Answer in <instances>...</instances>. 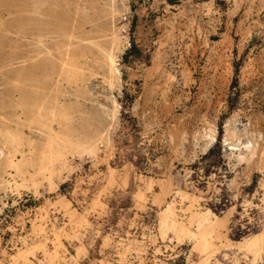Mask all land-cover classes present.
<instances>
[{"label": "rangeland", "instance_id": "obj_1", "mask_svg": "<svg viewBox=\"0 0 264 264\" xmlns=\"http://www.w3.org/2000/svg\"><path fill=\"white\" fill-rule=\"evenodd\" d=\"M0 264H264V0H0Z\"/></svg>", "mask_w": 264, "mask_h": 264}, {"label": "bare ground", "instance_id": "obj_2", "mask_svg": "<svg viewBox=\"0 0 264 264\" xmlns=\"http://www.w3.org/2000/svg\"><path fill=\"white\" fill-rule=\"evenodd\" d=\"M45 7V6H44ZM64 17V16H63ZM6 35V34H5ZM112 65V64H111ZM235 139V138H234ZM214 140V138L212 137L211 138V141H213ZM89 152V151H88ZM219 224V223H218ZM217 226V225H216ZM217 228V227H216ZM215 230V227H214V224H212V225H210L209 227H206L205 229H204V231H203V233H202V238H203V241L202 242H204V243H202L203 244V250H205L206 251V249H207V244H205V239H204V236L207 234V232L208 231H214ZM216 234V233H215ZM197 235V234H196ZM258 239V238H257ZM201 244V245H202Z\"/></svg>", "mask_w": 264, "mask_h": 264}]
</instances>
